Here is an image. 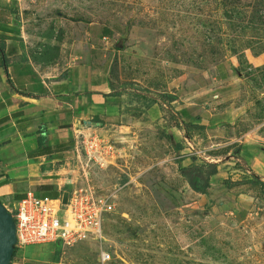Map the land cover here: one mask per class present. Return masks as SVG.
I'll return each mask as SVG.
<instances>
[{
    "label": "rangeland",
    "instance_id": "obj_1",
    "mask_svg": "<svg viewBox=\"0 0 264 264\" xmlns=\"http://www.w3.org/2000/svg\"><path fill=\"white\" fill-rule=\"evenodd\" d=\"M14 5L17 26L28 23L32 51L40 46L59 58L66 33L69 59L85 44L88 53L105 52L100 63L109 59L111 93L123 97L122 113L144 112L153 121L143 126L148 142L137 153L107 130L94 131L106 147L86 167L89 181L114 202L102 238L72 247L29 245L11 264H264V192L248 182L264 181V165L256 162L264 156V0ZM103 27L109 34L99 39L93 33ZM163 94L175 99L162 105ZM169 110L180 129L168 123ZM241 155L256 164L246 168ZM212 162L217 173L207 194L179 173L181 166ZM103 251L109 260H100Z\"/></svg>",
    "mask_w": 264,
    "mask_h": 264
},
{
    "label": "crops",
    "instance_id": "obj_2",
    "mask_svg": "<svg viewBox=\"0 0 264 264\" xmlns=\"http://www.w3.org/2000/svg\"><path fill=\"white\" fill-rule=\"evenodd\" d=\"M14 4L19 5V0H0V201L5 206L28 190L49 197L59 194L66 177L64 161L74 157L76 130L87 135L105 129L135 152L148 142L141 130L152 128L153 121L144 112L122 113L123 97L111 93L109 59L100 63L107 58L105 52L92 49L88 53L90 47L85 44V50L75 49L69 59L66 33L59 58L40 46L32 51L24 32L28 23L23 19V25L17 26L22 22L15 17ZM53 30L60 29L57 25ZM93 34L101 39L109 31L103 27ZM136 104L133 101L132 106ZM249 158H243L249 167L256 162L263 167L264 156L259 155L256 162ZM71 186L69 181L65 189ZM25 248L17 249L15 255Z\"/></svg>",
    "mask_w": 264,
    "mask_h": 264
},
{
    "label": "built area",
    "instance_id": "obj_3",
    "mask_svg": "<svg viewBox=\"0 0 264 264\" xmlns=\"http://www.w3.org/2000/svg\"><path fill=\"white\" fill-rule=\"evenodd\" d=\"M75 132L74 157L64 161L66 177L59 194L49 197L28 190L22 198L12 201V209L6 205L14 220L18 249L40 243L72 247L89 237L102 238L103 222L113 211L114 202L90 183L86 167L97 162L96 152L106 146L95 133L90 137L92 133ZM69 181L72 186L65 189ZM109 259L108 252H101V261Z\"/></svg>",
    "mask_w": 264,
    "mask_h": 264
},
{
    "label": "trees",
    "instance_id": "obj_4",
    "mask_svg": "<svg viewBox=\"0 0 264 264\" xmlns=\"http://www.w3.org/2000/svg\"><path fill=\"white\" fill-rule=\"evenodd\" d=\"M4 63H6V61L3 60V64ZM161 98L165 100V102H162V105H165V106L169 105L170 102H172L175 99L174 96L172 95L170 96L169 94H166V95L163 94L161 95ZM157 101L158 100H155L154 102H157ZM165 117L170 125L178 127L179 129L181 128L182 125L180 124L178 119L175 117V115L170 110L168 111ZM40 142H41V138L39 137V143ZM239 159L246 165V168H247L248 165L243 159V157L240 156ZM179 173L195 192L207 194L208 188L210 187V179L212 176H214L217 173V163L216 162L203 163V164L194 163L186 167L181 166L179 167ZM248 182L249 184L253 186H259L261 190L264 192V181L261 180L259 177L255 176L252 179H248ZM225 183H228V180H225ZM17 249L18 248L15 246L11 261L14 258Z\"/></svg>",
    "mask_w": 264,
    "mask_h": 264
},
{
    "label": "water",
    "instance_id": "obj_5",
    "mask_svg": "<svg viewBox=\"0 0 264 264\" xmlns=\"http://www.w3.org/2000/svg\"><path fill=\"white\" fill-rule=\"evenodd\" d=\"M99 125L101 123H98ZM67 193L63 194V202ZM15 224L11 213L0 201V264H10L16 244Z\"/></svg>",
    "mask_w": 264,
    "mask_h": 264
}]
</instances>
